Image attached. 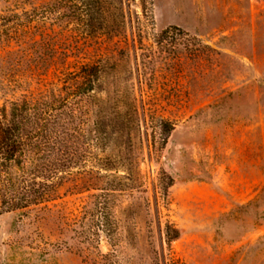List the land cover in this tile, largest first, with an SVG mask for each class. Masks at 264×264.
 <instances>
[{"label": "rangeland", "instance_id": "374dc122", "mask_svg": "<svg viewBox=\"0 0 264 264\" xmlns=\"http://www.w3.org/2000/svg\"><path fill=\"white\" fill-rule=\"evenodd\" d=\"M26 13L0 112L65 99L85 146L50 203L0 184V264H264V0H0Z\"/></svg>", "mask_w": 264, "mask_h": 264}, {"label": "trees", "instance_id": "16d2710c", "mask_svg": "<svg viewBox=\"0 0 264 264\" xmlns=\"http://www.w3.org/2000/svg\"><path fill=\"white\" fill-rule=\"evenodd\" d=\"M74 8H69L73 11L72 14L79 12L80 15H89L92 12L90 4L84 7L86 11L77 5ZM28 16L26 13L25 18L14 15L10 17L12 21L3 19L0 28H4L3 24L7 21L16 24L15 37L23 45L27 39L21 38L29 30L26 26L30 23ZM75 77L78 78L77 75ZM82 79L89 82L86 77ZM77 86L76 90H81V84ZM63 107H70L67 100L54 97L52 102L44 99L34 102L28 99L13 101L2 108L0 184L1 205L5 213L50 203L57 183L63 179L64 170L81 157L85 145L80 144V139L77 138L79 130L75 120L78 117L73 109L68 110L71 127L70 124L63 127ZM166 236L172 241L179 237V233L169 225Z\"/></svg>", "mask_w": 264, "mask_h": 264}]
</instances>
